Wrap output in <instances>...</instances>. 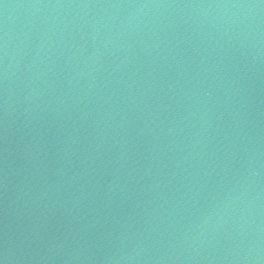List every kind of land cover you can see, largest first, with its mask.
I'll return each instance as SVG.
<instances>
[{
  "label": "water",
  "instance_id": "obj_1",
  "mask_svg": "<svg viewBox=\"0 0 264 264\" xmlns=\"http://www.w3.org/2000/svg\"><path fill=\"white\" fill-rule=\"evenodd\" d=\"M0 264H264V0H0Z\"/></svg>",
  "mask_w": 264,
  "mask_h": 264
}]
</instances>
